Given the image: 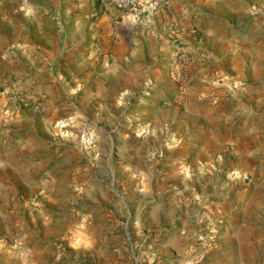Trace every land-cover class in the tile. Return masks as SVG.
<instances>
[{"label":"rangeland","instance_id":"1","mask_svg":"<svg viewBox=\"0 0 264 264\" xmlns=\"http://www.w3.org/2000/svg\"><path fill=\"white\" fill-rule=\"evenodd\" d=\"M108 3L0 0V264H264V0L209 5L170 97L119 104Z\"/></svg>","mask_w":264,"mask_h":264},{"label":"crops","instance_id":"2","mask_svg":"<svg viewBox=\"0 0 264 264\" xmlns=\"http://www.w3.org/2000/svg\"><path fill=\"white\" fill-rule=\"evenodd\" d=\"M141 1L145 2V10L136 20L118 8L119 0H110L106 17L100 18L97 24L100 32L97 47L90 46V55L96 58L89 63L94 64L98 56L104 62V89H114L111 79L115 77L128 83L127 90L124 89L120 96L118 92H106L105 95L113 99V104L130 98L126 92L142 84L146 89L151 88L144 95L147 100L157 97L163 101L170 97V90L163 87L170 84L171 59L179 49L175 43L178 41L189 48L193 40L188 28L197 25L201 14H208L209 5L217 0ZM149 3L153 7H148Z\"/></svg>","mask_w":264,"mask_h":264},{"label":"built area","instance_id":"3","mask_svg":"<svg viewBox=\"0 0 264 264\" xmlns=\"http://www.w3.org/2000/svg\"><path fill=\"white\" fill-rule=\"evenodd\" d=\"M117 6L125 14L133 15L136 20L141 18V14L145 10V2H142L141 0H119ZM147 6L153 7L150 3ZM190 62L188 55H186L184 51L178 50L173 63V75L181 81H187L189 79L188 65Z\"/></svg>","mask_w":264,"mask_h":264}]
</instances>
